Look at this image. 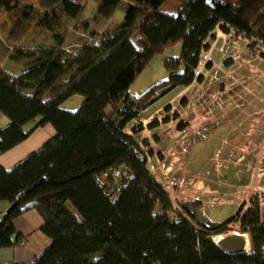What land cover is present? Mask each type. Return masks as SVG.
Listing matches in <instances>:
<instances>
[{"label": "trees", "instance_id": "16d2710c", "mask_svg": "<svg viewBox=\"0 0 264 264\" xmlns=\"http://www.w3.org/2000/svg\"><path fill=\"white\" fill-rule=\"evenodd\" d=\"M94 1L91 18L108 20L121 7L122 21L113 29L90 30L96 38L75 53L50 45L18 49L16 58L24 62V70L12 74L0 67V114L10 121L0 129V152L38 126L50 123L55 130L12 168L0 166V201L10 204L0 216V247L19 242L12 221L21 207L36 200L41 231L51 244L24 264H264V209L258 203L235 213L252 250L226 253L211 236L221 234L232 219H206L199 200L181 202L176 210L149 167L154 155L148 140L137 136V127H131L133 134L123 131L137 108L201 80L196 76L199 56L209 49L216 28L228 32L231 27L264 43V0H178L176 14L161 10L165 0ZM84 4L0 0V8L15 20H31L37 30L49 31L61 19L82 15ZM135 33L146 41L141 48L132 41ZM176 43L181 44L179 55L164 59L167 77L139 96L129 95L153 56ZM3 57L0 53V63ZM76 94L83 96L78 107L63 108ZM177 118L174 113L162 122ZM158 124L151 120L147 126ZM186 125L180 121L177 128ZM114 170L120 179L113 177Z\"/></svg>", "mask_w": 264, "mask_h": 264}, {"label": "rangeland", "instance_id": "374dc122", "mask_svg": "<svg viewBox=\"0 0 264 264\" xmlns=\"http://www.w3.org/2000/svg\"><path fill=\"white\" fill-rule=\"evenodd\" d=\"M83 1L84 13L75 19H61L53 31L37 30L31 20L19 22L0 8L4 69L12 74L24 70V62L16 58L18 49L25 52L50 45L75 53L96 38L90 36V30L113 29L123 19L120 7L108 20H94L95 1ZM178 7V0H165L161 10L176 14ZM211 33L210 47L201 51L196 67L201 80L173 88L144 108H137L123 131L133 134L131 127H137V136L148 140L154 155L149 167L176 210L181 209V202L199 200L206 219L218 223L232 219L218 235L222 238L243 233L236 220L237 208L243 212L258 203L264 209V43L246 38L231 27L228 32L216 28ZM132 41L138 48L146 43L137 33ZM180 49L181 44L176 43L155 54L134 79L128 94L139 96L165 79L168 70L164 59L179 55ZM82 100V95H73L62 107L75 110ZM174 113L178 114L176 120L162 122ZM151 120L159 124L149 129ZM180 121L187 122L183 130L177 128ZM225 175L240 183L227 181ZM192 224L197 225L195 221ZM251 250L249 240L245 252Z\"/></svg>", "mask_w": 264, "mask_h": 264}, {"label": "crops", "instance_id": "0c3cea01", "mask_svg": "<svg viewBox=\"0 0 264 264\" xmlns=\"http://www.w3.org/2000/svg\"><path fill=\"white\" fill-rule=\"evenodd\" d=\"M0 67H3V61ZM10 123L8 117L0 114V129ZM32 123L26 124L24 130H29ZM55 133L53 126L46 123L36 127L23 141L11 149L0 152V166L10 169L28 154L38 149ZM10 204L0 201V214H5ZM43 219L36 208L30 207L17 215L12 223L20 240L16 245L0 247V264H24L33 261L51 244V239L41 231Z\"/></svg>", "mask_w": 264, "mask_h": 264}, {"label": "water", "instance_id": "95a60500", "mask_svg": "<svg viewBox=\"0 0 264 264\" xmlns=\"http://www.w3.org/2000/svg\"><path fill=\"white\" fill-rule=\"evenodd\" d=\"M36 203H37L36 200L30 201L26 203L23 207H21V210L24 211L30 207H33L36 205ZM248 241H249V235L247 233H241V234L232 233L230 235H226L220 238L216 243L226 253L236 254V253L245 252V246Z\"/></svg>", "mask_w": 264, "mask_h": 264}, {"label": "built area", "instance_id": "2783aa9c", "mask_svg": "<svg viewBox=\"0 0 264 264\" xmlns=\"http://www.w3.org/2000/svg\"><path fill=\"white\" fill-rule=\"evenodd\" d=\"M103 177H105V175H104ZM113 177H114V178H117V179H120V177H121V173H120L118 170H114V171H113ZM101 184H102L103 186H105V182H104L103 179L101 180ZM0 216H1V214H0ZM216 236H218V235L211 236V239H212L214 242H217V240H218V239L216 240Z\"/></svg>", "mask_w": 264, "mask_h": 264}, {"label": "bare ground", "instance_id": "6f19581e", "mask_svg": "<svg viewBox=\"0 0 264 264\" xmlns=\"http://www.w3.org/2000/svg\"><path fill=\"white\" fill-rule=\"evenodd\" d=\"M254 182H255V180H254ZM221 237L220 236H218V239H220ZM218 241V240H217ZM247 245V244H246Z\"/></svg>", "mask_w": 264, "mask_h": 264}]
</instances>
